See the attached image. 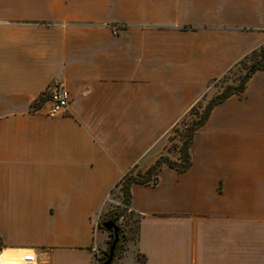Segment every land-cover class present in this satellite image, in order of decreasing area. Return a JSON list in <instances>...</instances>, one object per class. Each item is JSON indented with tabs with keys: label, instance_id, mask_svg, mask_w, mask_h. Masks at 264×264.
<instances>
[{
	"label": "crops",
	"instance_id": "1",
	"mask_svg": "<svg viewBox=\"0 0 264 264\" xmlns=\"http://www.w3.org/2000/svg\"><path fill=\"white\" fill-rule=\"evenodd\" d=\"M264 44V0H0V264H96L116 183ZM53 82L67 112L33 102ZM191 165L129 186L112 264H264V69L194 133Z\"/></svg>",
	"mask_w": 264,
	"mask_h": 264
},
{
	"label": "trees",
	"instance_id": "2",
	"mask_svg": "<svg viewBox=\"0 0 264 264\" xmlns=\"http://www.w3.org/2000/svg\"><path fill=\"white\" fill-rule=\"evenodd\" d=\"M258 53H259L258 54L259 59L254 60L250 64V66L248 67V69L246 70L244 75L239 79L238 84L237 85H228L222 90V92L220 94H217L214 97H212L208 101V103L206 104L203 112L200 114V116L197 118V120L187 127V134H186L185 139L183 140L182 146L180 148L181 157H182L181 161H173L166 156H161L158 159H156V161L145 172H143V173L137 172L136 174H134L135 168H133L127 174H125L119 180V182L116 183V186L120 187V190L123 194V207H124L125 211H128V209H129V202H130L129 186L132 183H138V184L156 183L157 174H158L159 170L161 169V167H163V166L173 168V169L177 170L178 172H183L189 168V166L191 165V160H190V156H189V147L192 143L195 131L206 122L210 112L212 111V109L217 104L223 102L224 100H226L227 98H229L232 95H238V94L242 93L245 89V85H246V82L248 81V79L255 72L264 69V44L259 49ZM227 74H225V75H227ZM225 75L222 76L221 78H224ZM221 78H219V79H221ZM219 79H217V80H219ZM217 80H214V81H217ZM214 81H211V82H214ZM195 106H193L190 109L189 114H191V112L195 108ZM123 213H125V212L116 214L115 218L111 219V222H114V224H115L116 220L119 217H122L124 215ZM103 223H105V222H103ZM103 223L99 222L98 227L100 229L103 226ZM106 232H107L108 238H109V240L106 243V250L99 254V256L97 257L96 264H112L114 261V258L116 257V253H117L118 249L126 244L127 237L118 228L117 242L114 246V249L112 252V257H111L110 261H108L109 248H110V246L114 240V237H113V232L111 230L106 231Z\"/></svg>",
	"mask_w": 264,
	"mask_h": 264
},
{
	"label": "rangeland",
	"instance_id": "3",
	"mask_svg": "<svg viewBox=\"0 0 264 264\" xmlns=\"http://www.w3.org/2000/svg\"><path fill=\"white\" fill-rule=\"evenodd\" d=\"M259 52V51H258ZM258 52H253L251 55L247 56L244 60L236 64L230 72L217 81L209 83V90L206 97L200 101L195 108L192 110L191 114H187L172 130L171 134L160 144L156 146L155 151L161 152L157 159L161 156H166L173 161H181V146L187 134V127L197 120L200 114L203 112L208 101L217 94H220L222 90L228 85H237L239 79L244 75L250 64L259 59ZM137 172H134L136 174ZM107 211L102 215L100 222H109L111 219L115 218L118 213H123L122 217H119L115 225L121 230V232L127 237L126 244L129 241H133L136 232V217L128 211L124 210L123 207V194L117 189H113L109 195V199L106 204ZM104 234L103 247L99 254L106 250V243L109 240L108 234L103 227L100 229ZM126 244L120 247L116 253V256L120 255L125 249Z\"/></svg>",
	"mask_w": 264,
	"mask_h": 264
},
{
	"label": "built area",
	"instance_id": "4",
	"mask_svg": "<svg viewBox=\"0 0 264 264\" xmlns=\"http://www.w3.org/2000/svg\"><path fill=\"white\" fill-rule=\"evenodd\" d=\"M69 96L65 86L60 82L51 83L42 96L37 98L32 106V110L37 107H45V115L50 118L63 116L67 112ZM35 256L31 253H24L19 256L16 264H34Z\"/></svg>",
	"mask_w": 264,
	"mask_h": 264
},
{
	"label": "water",
	"instance_id": "5",
	"mask_svg": "<svg viewBox=\"0 0 264 264\" xmlns=\"http://www.w3.org/2000/svg\"><path fill=\"white\" fill-rule=\"evenodd\" d=\"M105 230H108V231H112L113 232V237H114V240H113V242H112V244H111V246H110V248H109V253H108V256H109V258H108V261H110V259H111V257H112V252H113V249H114V246H115V244H116V242H117V231H118V228H117V226L114 224V222H111V221H109V222H105V223H103V226H102Z\"/></svg>",
	"mask_w": 264,
	"mask_h": 264
}]
</instances>
